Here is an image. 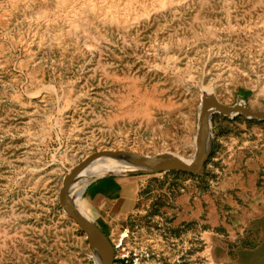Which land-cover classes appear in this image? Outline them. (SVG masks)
<instances>
[{"label":"rangeland","instance_id":"rangeland-1","mask_svg":"<svg viewBox=\"0 0 264 264\" xmlns=\"http://www.w3.org/2000/svg\"><path fill=\"white\" fill-rule=\"evenodd\" d=\"M210 96L264 110V0H0V264H96L63 178L102 151L191 160ZM249 121L212 115L200 175L120 176L131 209L93 221L114 264H264Z\"/></svg>","mask_w":264,"mask_h":264},{"label":"water","instance_id":"water-1","mask_svg":"<svg viewBox=\"0 0 264 264\" xmlns=\"http://www.w3.org/2000/svg\"><path fill=\"white\" fill-rule=\"evenodd\" d=\"M219 114L224 117L241 116L248 120L264 122V110L252 111L242 104L225 106L214 97L201 100L195 154L190 164L171 155L155 157L142 156L121 151H102L86 157L63 178L58 193V204L69 220L85 236L94 258L99 264H114L115 250L109 238L93 222L85 218L75 207L76 194L70 195L71 187L81 173L96 163L107 165L110 170L92 177L83 184V191L93 182L107 176L152 175L167 172H179L188 175H200L205 168L211 152V118Z\"/></svg>","mask_w":264,"mask_h":264},{"label":"crops","instance_id":"crops-1","mask_svg":"<svg viewBox=\"0 0 264 264\" xmlns=\"http://www.w3.org/2000/svg\"><path fill=\"white\" fill-rule=\"evenodd\" d=\"M135 184L137 180L134 177L120 176H107L91 183L80 194L84 216L91 222H97L104 210L106 215L108 212L127 213L133 205Z\"/></svg>","mask_w":264,"mask_h":264},{"label":"bare ground","instance_id":"bare-ground-1","mask_svg":"<svg viewBox=\"0 0 264 264\" xmlns=\"http://www.w3.org/2000/svg\"><path fill=\"white\" fill-rule=\"evenodd\" d=\"M180 160H182L183 162L187 164H190L193 158L191 160H183V159H180ZM105 170H110V169L107 165H101L99 163H96L94 166H91L90 168H88L86 171L81 173L79 177L75 180V182L73 183L71 187L70 195L76 194V200H77L78 196L83 192V184L89 181L94 176L107 173V171ZM80 182H82V184L79 185L77 188H74ZM95 263L99 264L98 258L95 259Z\"/></svg>","mask_w":264,"mask_h":264},{"label":"trees","instance_id":"trees-1","mask_svg":"<svg viewBox=\"0 0 264 264\" xmlns=\"http://www.w3.org/2000/svg\"><path fill=\"white\" fill-rule=\"evenodd\" d=\"M239 119H241L240 116H238V117H234V118H233V121H237V120H239ZM250 121H252V120H250ZM250 121H249V122H250Z\"/></svg>","mask_w":264,"mask_h":264}]
</instances>
